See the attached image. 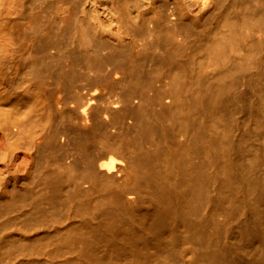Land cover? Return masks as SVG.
I'll list each match as a JSON object with an SVG mask.
<instances>
[{
  "label": "bare ground",
  "instance_id": "obj_1",
  "mask_svg": "<svg viewBox=\"0 0 264 264\" xmlns=\"http://www.w3.org/2000/svg\"><path fill=\"white\" fill-rule=\"evenodd\" d=\"M16 1L0 129L29 162L0 187V264H264V0H50L48 23Z\"/></svg>",
  "mask_w": 264,
  "mask_h": 264
},
{
  "label": "rangeland",
  "instance_id": "obj_2",
  "mask_svg": "<svg viewBox=\"0 0 264 264\" xmlns=\"http://www.w3.org/2000/svg\"><path fill=\"white\" fill-rule=\"evenodd\" d=\"M18 2V3H17ZM39 2V4H37ZM38 2L36 1L34 4H33V6L31 7V10L32 11H34V13H37L38 12V15H40V14H43V15H41V17H43L44 16V19L47 17L46 15L47 14H44V11H43V9L44 8H48L49 7V15H51L52 14V12L54 13L56 10V8H57V6H55V7H52L51 6V4H52V2H50V0H38ZM40 2H42V3H40ZM38 6H37V5ZM41 4H43L42 6H41ZM36 5V6H35ZM40 5V6H39ZM19 6V7H18ZM35 6V7H34ZM21 0H17L16 1V5H15V8H16V10H17V12L19 11V13H20V10H21V8H23V7H21ZM40 7V8H39ZM52 7V8H51ZM40 9V10H38V9ZM53 10H51V9ZM38 11H37V10ZM42 11V12H41ZM52 11V12H51ZM39 12H40V14H39ZM48 15V17L45 19V21L47 20V19H49V16ZM12 17L11 19H9L8 20V27H7V29L12 33V34H14V35H17L18 34V36H19V32H22V31H24V36L23 37H21V39L19 40L20 42H24V43H26L27 41H25L26 39L27 40H29V38L31 37V35H33L34 36V34H36L37 32H40V31H37V32H35V30H28V29H26L25 28V23L27 22V20H25V19H23L21 16L22 15H19L18 16V18L20 19H14L13 18V16L11 15V14H9V13H5L4 14V17H3V20H6L7 19V17ZM62 16V15H61ZM61 18H63V16L61 17ZM22 20H24V21H22ZM44 21V22H45ZM2 22H4V21H2ZM45 23H48V21H46ZM24 25V26H23ZM47 25V24H46ZM17 28H18V32H17ZM22 29V31H21V29ZM25 29V30H24ZM30 29V28H29ZM4 31V30H3ZM26 31V32H25ZM32 33H34V34H32ZM38 34V33H37ZM30 35V36H29ZM29 36V37H28ZM24 45V44H23ZM26 46V45H25ZM0 51H1V47H0ZM53 51H54V48H53ZM52 51V52H53ZM29 53H28V51H27V49L26 48H23V50H20L19 51V55H17L16 56V58H17V60L18 59H21V60H23V59H25L26 58V55H28ZM25 55V56H24ZM21 57V58H20ZM25 57V58H24ZM16 58H15V60H16ZM20 61V60H19ZM11 64H13V61H12V63ZM10 65V64H9ZM9 65H7V68H10L11 66H9ZM49 81H48V83L46 82L45 84H42V86H41V88L43 89L44 88V91H45V93H46V95H49V96H51V103H53L54 101H57V103H58V105H62L63 103H65V102H67V104H70V105H73L75 102H76V96H75V89L78 87V85H76L75 86V84H73L72 83V85L71 86H69L68 87V85H66L68 88H66V87H64V88H55V86H54V83H53V81H52V79H48ZM51 80V81H50ZM7 82H9V81H7ZM54 87V88H53ZM63 87V86H62ZM72 87V88H71ZM66 88V89H65ZM70 88V89H69ZM58 90V91H56V90ZM71 89H72V92L70 93V91H71ZM85 88L83 87V90H84ZM63 90H65V91H63ZM68 90V91H67ZM70 90V91H69ZM55 92V93H54ZM62 94H61V93ZM64 92H66V93H64ZM58 93V94H57ZM59 93H60V95H59ZM56 94V95H55ZM64 94V95H63ZM53 95H55V96H53ZM58 96V97H57ZM60 96V97H59ZM70 96V97H69ZM61 98V99H60ZM65 98V99H64ZM73 99V100H72ZM74 99H75V102H74ZM65 100V101H64ZM70 100V101H69ZM62 103H61V102ZM70 103H69V102ZM61 103V104H60ZM11 128L12 129H15L16 128V124H12L11 125ZM46 128L49 130L50 128H51V125H49V124H47L46 125ZM47 129H45V130H47ZM47 130V131H48ZM40 131H42V130H39V127L38 126H36V134H39L40 133ZM28 154H29V150H27L24 146H22V143L21 144H15V145H11V146H9L8 145V143H7V139L5 138V135L3 134V132H2V130L0 129V187H1V185H2V183H3V181L5 180V178H11V177H13V176H16L19 172H21V171H23V169L27 166V164H28V162H29V156H28Z\"/></svg>",
  "mask_w": 264,
  "mask_h": 264
}]
</instances>
